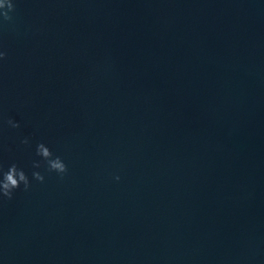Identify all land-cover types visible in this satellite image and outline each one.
<instances>
[{
	"label": "water",
	"instance_id": "1",
	"mask_svg": "<svg viewBox=\"0 0 264 264\" xmlns=\"http://www.w3.org/2000/svg\"><path fill=\"white\" fill-rule=\"evenodd\" d=\"M12 3L0 264H264V0Z\"/></svg>",
	"mask_w": 264,
	"mask_h": 264
},
{
	"label": "clouds",
	"instance_id": "2",
	"mask_svg": "<svg viewBox=\"0 0 264 264\" xmlns=\"http://www.w3.org/2000/svg\"><path fill=\"white\" fill-rule=\"evenodd\" d=\"M5 7L11 11L14 10L15 6L12 3V0H0V9H4ZM9 11L0 13L4 20L12 19L9 15ZM6 55L7 53L5 51H0V60L4 59ZM7 124L13 128H18L20 126L19 122L12 119H9ZM28 142L27 138L21 141L23 144H27ZM36 154L42 157V161H33V168H40L42 163H46L48 171H55L61 176L68 171L67 165L62 158L54 155L45 143L41 142L37 144ZM32 179L43 182L44 176L38 171H33ZM116 179L118 180L119 176H117ZM21 184L23 185L25 191H27L31 186L29 176L22 168L13 163L7 168V170H4L3 166L0 165V199H12L14 191L20 188Z\"/></svg>",
	"mask_w": 264,
	"mask_h": 264
}]
</instances>
